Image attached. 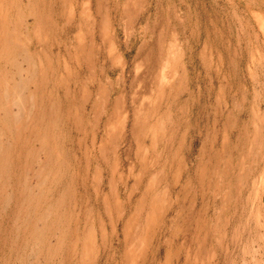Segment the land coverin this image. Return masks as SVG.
I'll return each mask as SVG.
<instances>
[{"label":"rangeland","instance_id":"374dc122","mask_svg":"<svg viewBox=\"0 0 264 264\" xmlns=\"http://www.w3.org/2000/svg\"><path fill=\"white\" fill-rule=\"evenodd\" d=\"M0 264H264V0H0Z\"/></svg>","mask_w":264,"mask_h":264},{"label":"bare ground","instance_id":"6f19581e","mask_svg":"<svg viewBox=\"0 0 264 264\" xmlns=\"http://www.w3.org/2000/svg\"><path fill=\"white\" fill-rule=\"evenodd\" d=\"M24 111V110H23ZM22 116V115H21Z\"/></svg>","mask_w":264,"mask_h":264}]
</instances>
